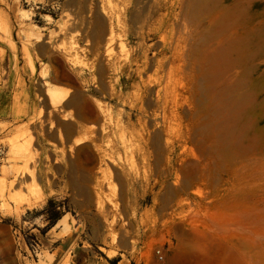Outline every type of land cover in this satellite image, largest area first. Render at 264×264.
I'll list each match as a JSON object with an SVG mask.
<instances>
[{
    "label": "rangeland",
    "instance_id": "obj_1",
    "mask_svg": "<svg viewBox=\"0 0 264 264\" xmlns=\"http://www.w3.org/2000/svg\"><path fill=\"white\" fill-rule=\"evenodd\" d=\"M173 1L0 0V264H264V0Z\"/></svg>",
    "mask_w": 264,
    "mask_h": 264
},
{
    "label": "bare ground",
    "instance_id": "obj_2",
    "mask_svg": "<svg viewBox=\"0 0 264 264\" xmlns=\"http://www.w3.org/2000/svg\"><path fill=\"white\" fill-rule=\"evenodd\" d=\"M199 2H200V0H193L192 1V3H193V5H194V7H193V15H197V16H199V15H202L201 13H200V11H199V9H197V5L199 4ZM173 4H175V2L173 1V0H167V6H168V9L170 10V9H172V7H173ZM150 10H154V13H155V11H157V10H155L154 9V7H153V5H152V7L149 5V4H146V5H144L143 7H142V9L140 10V11H138L139 13H138V15H137V18L139 19V20H141L142 18H144V15H146ZM153 13V14H154ZM140 14V15H139ZM118 16V15H117ZM176 25V24H175ZM172 26H173V24H172ZM174 27V26H173ZM172 27V28H173ZM179 31V30H178ZM182 31V30H181ZM183 32V31H182ZM186 33V32H185ZM120 35V34H119ZM118 35V36H119ZM165 37L166 36H164V39H165ZM186 37V36H185ZM162 38V37H161ZM104 39H106V46H105V53H106V55H109L110 56V54H111V50H112V48H113V45L117 42V40H118V38H117V35H116V33H115V29H114V27H113V25H111V26H108L107 28H106V30L104 31ZM165 42V41H164ZM168 44L169 43H164V46H168ZM164 46H163V48H164ZM72 48V47H71ZM166 49H168V48H166ZM71 51V50H70ZM173 53V52H172ZM108 56V57H109ZM186 58V57H185ZM165 62V61H164ZM181 65V64H180ZM187 66V65H186ZM168 90V89H167ZM167 90L165 91L166 93H167ZM165 93V94H166ZM47 95H48V97L50 98V96L51 97H54L55 99H53V100H55V101H53L52 99H50V102H51V104L52 105H55L56 103V106L57 105H64V106H71V105H74V104H76V101L74 102L73 101V99H71V95H70V90H68V91H63V90H55V91H52V90H48L47 91V93H46ZM168 94V93H167ZM166 94V95H167ZM50 95V96H49ZM177 96V95H176ZM52 100V101H51ZM26 104L28 105V100L26 99ZM166 102H167V99L165 100ZM169 102V101H168ZM54 109V108H53ZM71 109V108H70ZM100 110H101V112H102V114H103V108L102 107H100ZM59 112V111H58ZM30 115V114H29ZM32 121V120H31ZM33 121H34V119H33ZM32 121V122H33ZM66 127H67V129H70L72 126H71V124H66ZM105 128V127H104ZM102 130V129H101ZM105 129H103V131H104ZM93 132V130H90V132ZM106 131V130H105ZM89 134V133H88ZM61 135V134H60ZM87 138H90V136H88ZM79 142H76L75 143V145L76 144H78ZM28 145V144H27ZM27 145H22L21 147H20V150L18 151V152H16V153H14V154H16V156L14 157V159H17V160H24V163H25V166H26V164L27 163H30L29 161L31 160L32 161V159H34L35 158V156L34 155H31V153L29 152V150H28V148H30L29 146L28 147H26ZM74 145V144H73ZM72 145V146H73ZM17 150V149H16ZM31 150V149H30ZM31 152H33V151H31ZM13 159V158H12ZM13 159V160H14ZM29 165V164H28ZM28 165H27V167H25V170H26V168H28ZM16 169V168H15ZM19 169V168H18ZM29 169V168H28ZM24 170V172H26ZM30 170V169H29ZM18 171V170H17ZM15 172L14 173V176L15 177H18L20 174L18 173V172ZM35 171V170H34ZM22 172V171H21ZM30 172V171H29ZM29 172H27V173H29ZM17 174H19V175H17ZM33 174H34V172H33ZM21 176V175H20ZM24 177V176H23ZM19 178H21V177H19ZM35 181V180H34ZM98 199H99V203L103 206L104 204V202H103V200L101 199V197H98ZM96 200H97V198H96ZM97 202V201H96ZM98 203V204H99ZM31 205V204H30ZM47 258H48V256H47Z\"/></svg>",
    "mask_w": 264,
    "mask_h": 264
},
{
    "label": "crops",
    "instance_id": "obj_3",
    "mask_svg": "<svg viewBox=\"0 0 264 264\" xmlns=\"http://www.w3.org/2000/svg\"><path fill=\"white\" fill-rule=\"evenodd\" d=\"M3 122L2 118L0 120ZM11 122L12 120L9 119ZM42 186L44 184L41 182ZM51 243H47V245H43L45 247L46 251L51 253L52 255L54 254V262L53 264L57 261L55 264H62V262L65 260L67 253H71V261L70 264H104L103 262L100 261H95L92 259L89 255V253L86 252V250L78 245V247L72 248V244L68 243V239L66 240H61V239H49ZM81 249V251L79 250Z\"/></svg>",
    "mask_w": 264,
    "mask_h": 264
},
{
    "label": "built area",
    "instance_id": "obj_4",
    "mask_svg": "<svg viewBox=\"0 0 264 264\" xmlns=\"http://www.w3.org/2000/svg\"><path fill=\"white\" fill-rule=\"evenodd\" d=\"M31 246H32L34 252H37V251L39 250V249H38V248H39V244L34 243V244L31 245ZM157 255H158V258H159L160 260H164V257H163V255L161 254L160 251L157 252Z\"/></svg>",
    "mask_w": 264,
    "mask_h": 264
}]
</instances>
